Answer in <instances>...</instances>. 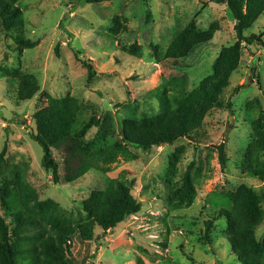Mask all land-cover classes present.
Here are the masks:
<instances>
[{
	"label": "rangeland",
	"instance_id": "1",
	"mask_svg": "<svg viewBox=\"0 0 264 264\" xmlns=\"http://www.w3.org/2000/svg\"><path fill=\"white\" fill-rule=\"evenodd\" d=\"M9 1L19 7L25 25L12 31L0 28V183L25 188L24 202L33 212L72 223L84 217L83 204L91 191L103 189L113 178L123 176L142 203L139 213L113 230L103 233L96 226L90 241L77 234L71 237L66 261L238 264L225 239V221L217 213L230 206L227 193L240 185L263 197V219L255 240L264 247V180L241 172L253 135L247 108H252V116L264 112L262 48L241 46L237 68L221 93L222 107L230 108L213 107L196 142L179 139L149 152L129 148L131 158H120L107 174L90 171L73 183L55 184L41 167V148L29 135L35 130L33 114L49 98H74L82 103L80 121L110 119L115 126L121 119L160 114L155 90L166 93L174 106L213 74L220 49L233 43L234 20L225 6L208 2L202 6L198 0H101L72 8L62 0ZM193 19L203 42L185 57H168L174 36ZM261 33L264 13L245 34ZM84 63L93 69L91 77ZM14 70L38 82L39 92L29 101H17L4 77ZM95 133L92 128L84 142ZM177 151L179 159L170 172L169 160ZM53 155L61 163L57 153ZM258 156L263 165L264 154ZM191 162L200 167L197 192L190 207H176L181 179ZM207 220L213 221L209 243L204 239Z\"/></svg>",
	"mask_w": 264,
	"mask_h": 264
},
{
	"label": "trees",
	"instance_id": "2",
	"mask_svg": "<svg viewBox=\"0 0 264 264\" xmlns=\"http://www.w3.org/2000/svg\"><path fill=\"white\" fill-rule=\"evenodd\" d=\"M62 1L74 8L97 4L101 0ZM198 1L202 6L208 2L227 8L234 20V41L220 49L213 65V74L200 81L174 106H171L166 93L155 90L153 94L161 100L160 114L139 120L121 119L116 126L110 119L80 121L78 116L82 103L74 98H49L33 114L35 130L29 135L41 148V167L51 173L55 184L60 180L73 183L90 171L107 174L112 164L120 158H131L129 148L149 152L154 147L171 145L179 139L196 142L203 129V119L213 107H229H222L221 93L228 85V75L237 68L241 46L264 49V33L245 34L264 13V0ZM24 25L19 7L9 0H0V28L12 31ZM203 36L202 32L196 30L193 19L174 36L168 47V57H185L203 42ZM55 55L59 57L58 46L55 47ZM84 65L91 77L93 69L88 64ZM252 72H255V67ZM4 77L9 79L17 101H29L39 92L38 82L31 76L18 74L14 70ZM255 79L260 87L259 76L256 75ZM252 112V108L248 107L253 135L241 172L264 180V164L258 162V155L264 154V112H258L255 116L251 115ZM92 128L96 130L95 135L89 142H84ZM54 152L61 163L54 158ZM178 159L177 151V155L171 156L167 170L172 172ZM220 159L225 161L223 146L220 147ZM199 169L194 162L188 165L181 179V195L177 198L176 207L188 208L192 204L197 192L196 181L200 179ZM25 194H28L25 188L17 183H0V264H70L65 260V253H69L68 241L71 237L77 234L82 241H90L96 226L106 233L142 209V203L132 195L123 176L107 180L101 190L91 191L83 204L84 217L74 223L58 216L33 212L24 202ZM227 200H230V206L220 209L217 218L225 221V239L238 264H264V247L255 240V230L263 219L260 206L263 197L240 185L234 192L227 193ZM212 227V220L204 222V239L207 243Z\"/></svg>",
	"mask_w": 264,
	"mask_h": 264
}]
</instances>
